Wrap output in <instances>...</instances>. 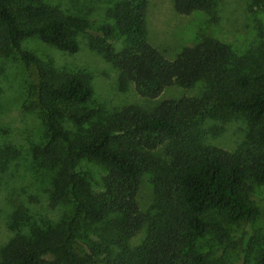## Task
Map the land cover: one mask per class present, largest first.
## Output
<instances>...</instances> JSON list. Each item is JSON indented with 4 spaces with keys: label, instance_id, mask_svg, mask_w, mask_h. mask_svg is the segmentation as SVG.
<instances>
[{
    "label": "trees",
    "instance_id": "trees-1",
    "mask_svg": "<svg viewBox=\"0 0 264 264\" xmlns=\"http://www.w3.org/2000/svg\"><path fill=\"white\" fill-rule=\"evenodd\" d=\"M52 2L0 0V56L15 53L34 72L28 99L41 114L43 142L27 153L47 174L49 208H72L56 220L34 219L19 203L0 264H229L223 257L229 225H251L264 214V195L256 194L264 192V26L240 52L210 33L220 0H172L178 14L203 17L168 57L149 40L148 0L114 2L95 33L89 16ZM79 33L88 34L89 46L116 70L121 91L133 85L142 97L157 99L168 86L199 84L200 92L162 98L149 108L89 107L93 89L84 72L58 70L23 47L36 37L74 54ZM64 120L79 128L69 131ZM233 120L245 125L233 150L207 141ZM16 158L0 142V170ZM81 158L105 168L98 180L81 174ZM144 176L151 188L146 208L138 199ZM240 246L238 264H264V234Z\"/></svg>",
    "mask_w": 264,
    "mask_h": 264
},
{
    "label": "rangeland",
    "instance_id": "rangeland-1",
    "mask_svg": "<svg viewBox=\"0 0 264 264\" xmlns=\"http://www.w3.org/2000/svg\"><path fill=\"white\" fill-rule=\"evenodd\" d=\"M55 6L63 10L73 11L90 17L91 33L105 22L104 11L118 0H51ZM250 0H220L219 18L216 23L209 25L210 33L220 40L230 43L237 51L245 50L258 36L259 24L264 26V5L252 7ZM203 17L202 12L188 15L178 14L172 0H148L146 13L149 40L168 57L174 56L175 48L190 36L189 28L193 27ZM79 50L74 54L63 52L50 46L36 37L23 41V47L34 52L43 60H51L58 70L84 72L90 80L93 97L89 107H104L110 110L113 106L128 103L140 104L149 108L156 100L162 98H178L182 95H197L200 85L183 89L168 86L157 99H147L138 94L133 85L126 91H121L117 85L116 70L102 57L100 53L89 46V35H77ZM116 46H119L115 41ZM34 72L25 69L17 55L0 56V142L17 153V158L5 171L0 170V246L11 235L8 227L13 210L20 203L34 217L58 219L62 214L71 211V205L64 203L50 209L46 200L45 187L47 174L27 153L31 144L43 142V125L40 112L34 106V98L28 99L30 82ZM39 112V113H38ZM64 126L71 132L79 127L71 121L64 120ZM210 122L207 123L209 125ZM245 125L241 120H233L224 125V130L218 135L208 134V142L233 150L244 137ZM81 174L87 173L98 180L105 172L100 164L81 158ZM144 176L140 185L138 199L142 208H146L151 200V188ZM258 196H263L261 189H256ZM31 195L37 201L30 200ZM231 239L225 247L224 259L229 264H238L240 244L255 235L264 234V214H261L253 224L245 222L229 225ZM144 236L139 232L132 244H137ZM205 248L214 249L209 240Z\"/></svg>",
    "mask_w": 264,
    "mask_h": 264
}]
</instances>
